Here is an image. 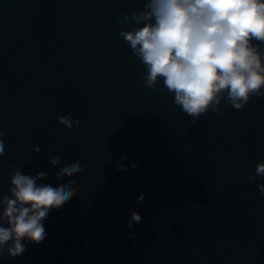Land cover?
<instances>
[{"label":"water","instance_id":"1","mask_svg":"<svg viewBox=\"0 0 264 264\" xmlns=\"http://www.w3.org/2000/svg\"><path fill=\"white\" fill-rule=\"evenodd\" d=\"M144 2L0 0V195L13 167L77 189L41 243L0 264H264V179L248 180L264 161V97L193 121L162 80L147 87L119 34L143 26L120 21ZM73 162L84 172L57 179Z\"/></svg>","mask_w":264,"mask_h":264},{"label":"clouds","instance_id":"2","mask_svg":"<svg viewBox=\"0 0 264 264\" xmlns=\"http://www.w3.org/2000/svg\"><path fill=\"white\" fill-rule=\"evenodd\" d=\"M132 21L143 26L119 34L145 66V85L155 88L162 80L164 88L174 94L173 103L193 121L209 111L223 114L222 101L240 110L252 97H264V52L260 50L264 0H145L142 11L125 14L120 22ZM57 123L70 130L80 121L61 116ZM2 137L0 130V158L4 155ZM33 151L39 154L41 148ZM121 161L117 166L123 171ZM49 163L55 168L61 157L51 156ZM136 166L133 162L132 167ZM83 172V166L73 162L59 167L56 177L72 178ZM47 177L46 172L33 176L13 167L10 195H0V258L5 252L10 258L23 254L24 240L41 243L46 237L43 220L76 195L74 179L55 187L38 183ZM258 178L264 179V161L248 174L249 181ZM257 188L264 193V183ZM130 216V228L142 220L136 211Z\"/></svg>","mask_w":264,"mask_h":264}]
</instances>
